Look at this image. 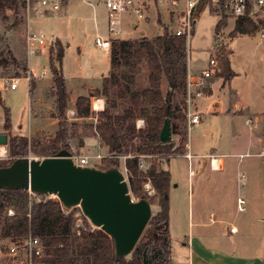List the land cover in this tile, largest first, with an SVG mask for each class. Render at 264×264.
Instances as JSON below:
<instances>
[{"label":"rangeland","instance_id":"1","mask_svg":"<svg viewBox=\"0 0 264 264\" xmlns=\"http://www.w3.org/2000/svg\"><path fill=\"white\" fill-rule=\"evenodd\" d=\"M92 3L93 8L81 0H67L61 3L59 10L52 8L53 2L39 4L32 9L30 16L27 15L28 6L31 9L38 1L26 2V7H20L17 14L10 9L0 11V56L4 55L1 51L10 50L18 61L26 63L28 69L26 76L32 77L37 83L35 90L37 94L41 93L43 84L50 83L52 77L48 60L42 54L43 50L27 53L26 38L29 34L41 35L46 47L55 40L63 44L62 75L68 85L78 80L83 82L84 90L88 88L86 85H98V88H101L99 82L101 76H108L110 61L108 51L95 45V38L97 35L105 39L110 38V41L116 38L107 30L108 10L101 1L94 0ZM221 16L219 11L215 12L209 7L196 20L187 41V65L191 74L197 75L207 67L212 55L218 57V53L214 52V39L216 34H219L221 45L218 50L222 48L229 57L235 76L229 82L212 76L208 80L215 83L212 86V94L204 93L192 98L190 111L200 117V122L196 126H189L185 94L181 96L178 99L179 108L185 119L177 122L179 129L175 133L171 130L170 141L173 149L178 150V154L170 156L168 160L164 156H153L152 159H148L149 163L155 161L159 168L170 174L169 234L173 264H187L188 253L181 244L187 241L188 237L197 238L200 235H214L215 241L219 242L216 248L225 254L241 258L264 257V52L258 34H254L253 37L233 38L231 35L233 22L227 16L225 26L216 32L215 27ZM158 18L163 24L169 23L172 27H178L180 24L175 17L171 23L167 21V14H159ZM160 31L161 28L157 26L153 14L149 25L138 22V27L133 30L131 27L126 28L125 24L122 34L117 39L134 40L133 38L141 33L152 37ZM145 68L142 64L137 74L136 90H142L147 86ZM11 72L10 69L0 68V134H6L8 139L13 136L27 137L32 144V150H39L51 141L57 129L54 99L48 92L37 104L34 96L32 110L34 109L33 113H37L35 118L45 116L47 119L39 121L37 132L34 131L36 130L34 125L38 121L33 119L30 130L28 125L31 109L30 83L23 76L10 79ZM43 72L45 76L42 75ZM12 83L16 86L15 90L10 88ZM162 90L163 93L166 92L165 83ZM94 91L90 89L88 94L91 95ZM235 103H241V110H236ZM4 107L10 111L11 133L3 129ZM72 108L74 109V106L69 104L66 119L68 123L75 125L77 134L69 143L72 155L81 156L79 147L83 145L82 138L95 136L93 129L95 117L77 119L75 113L72 115L70 112ZM247 119L253 122L249 126L246 124ZM28 131H31L30 134ZM185 142L191 144L194 155L238 153L245 156L241 159L236 156L225 158V170L218 173L203 166L197 168L195 159L193 163H188L181 155L184 153ZM88 146L91 154L98 152L97 141L90 142ZM5 149L6 153L0 156V159H7V146ZM101 153L104 154V149ZM35 159L45 161L50 158L36 156L32 151L25 159L18 160L17 164L21 165ZM123 159H120L119 167L113 171L120 175L127 186L128 195L131 196ZM96 163L92 161L87 168H100L102 162ZM149 163L143 170L148 168ZM2 179L0 177V183L3 182ZM143 185V193L147 197H153L155 193L147 195ZM199 191L203 194L201 201L198 199ZM42 194L57 199L49 192ZM217 196H220V200L226 205L224 215L221 216L212 214L218 207ZM238 198L244 200L243 212L237 208ZM149 206L151 218L158 208L155 202ZM70 208L77 210L75 213L77 226H82V216H85L91 228H97L77 204H72ZM222 218L226 224L218 222ZM214 219L216 221H213ZM202 222L205 224L203 228L194 225ZM230 224L238 229L237 235H229ZM226 245L228 247H225ZM11 246L9 239H0V264H21L22 260L10 254Z\"/></svg>","mask_w":264,"mask_h":264},{"label":"trees","instance_id":"2","mask_svg":"<svg viewBox=\"0 0 264 264\" xmlns=\"http://www.w3.org/2000/svg\"><path fill=\"white\" fill-rule=\"evenodd\" d=\"M25 8V1L0 0V11L10 9L14 14L19 8ZM207 2H201L194 11V24L199 16L209 8ZM172 17V16H171ZM170 17V23L173 18ZM227 17L222 14L215 30L225 26ZM157 24L161 28L153 38L111 41L109 51L110 72L102 80L101 88L89 96H79L74 103L77 119L91 116L90 97H103L105 107L95 118L94 134L107 148L108 157L101 162L98 171H113L124 160L130 194L139 201L156 203L158 208L149 218L135 246L128 255H121L115 248L113 238L99 228H91L85 216L82 226L76 224V209L61 206L57 200L43 196L41 191L29 194L22 185L0 184V239H9L18 245L29 238H38L44 247V264H170L169 234V187L170 174L161 170L155 161L145 170L139 168V159L143 156H170L178 154L172 144L161 143L159 133L164 120H170L172 133L179 126L177 122L185 119L180 112L178 99L185 94L187 74V39L175 36L173 27L163 24L160 18ZM193 24V27H194ZM262 29L264 21L258 24L248 18H239L231 32L236 35H248ZM193 31V28H192ZM191 31V33H192ZM0 68L10 69V79L27 78V65L18 61L10 50L1 51ZM64 46L55 40L48 50V67L53 87L50 97L54 99L57 130L51 141L39 150H32L27 137H9L7 159H0V171L8 170L18 161L25 159L33 151L34 155L52 158L60 151L73 154L70 139L77 131L74 124L68 123L66 112L69 108V94L62 75ZM218 72L213 78H222L229 82L234 77L230 60L221 48L218 52ZM142 64L147 71V86L136 90L137 74ZM5 78V77H2ZM29 93H33L35 83L29 77ZM165 83L166 92L163 93ZM183 111V110H182ZM138 120L143 121L141 128L136 127ZM11 128L10 111L4 107V131ZM71 132L69 133V130ZM81 147V145H80ZM149 181L154 190L153 197H147L142 185ZM12 211L13 215L8 212Z\"/></svg>","mask_w":264,"mask_h":264},{"label":"water","instance_id":"3","mask_svg":"<svg viewBox=\"0 0 264 264\" xmlns=\"http://www.w3.org/2000/svg\"><path fill=\"white\" fill-rule=\"evenodd\" d=\"M161 143L171 141V124L165 119L159 133ZM8 137L0 134V146ZM71 153L60 151L45 161H29L0 171V184L22 185L34 191L55 195L65 207L79 204L94 225L110 235L116 250L128 255L150 218V206L142 200L131 203L126 184L114 171L101 172L75 167ZM92 223V224H93Z\"/></svg>","mask_w":264,"mask_h":264},{"label":"built area","instance_id":"4","mask_svg":"<svg viewBox=\"0 0 264 264\" xmlns=\"http://www.w3.org/2000/svg\"><path fill=\"white\" fill-rule=\"evenodd\" d=\"M29 2L30 0H16ZM53 2L52 8L58 10L61 3L65 0H51ZM82 2L93 7L92 1L94 0H81ZM103 3L105 8L108 10V32L115 38L122 34V16L133 15L137 20H145L148 18L150 11L164 12L167 15L175 16L178 21H180L178 27H173V34L175 36H184L187 41L191 36V31L194 24V11L197 5L201 2H207L208 5L222 13L223 15L233 18H250L255 14L256 10L264 8V0H98ZM113 37V38H114ZM221 36L216 34L214 39V52H219V47L221 45ZM27 53L37 52L40 49L46 47V42L40 35L29 34L26 38ZM95 45L104 51H109L111 48L110 39L102 38L97 35L95 38ZM213 56V57H212ZM209 58L207 67L202 70L199 74L193 75L187 71L186 74V87H185V106L188 110L186 117L188 118L189 126H196L200 122V117L198 114L190 111L191 101L193 97H199L203 94V90L208 84V80L218 72V59L216 55H212ZM45 75V72L42 73ZM29 79V78H27ZM15 84L12 83L10 88L15 89ZM98 102V105H95ZM101 103V104H100ZM104 107L100 99L96 98L90 105V110L95 116L103 111ZM73 115L74 112H71ZM96 122V118L94 119ZM253 122L247 119L246 124L249 126ZM143 126V121L138 120L136 122V127L141 128ZM98 138V137H97ZM98 152L94 153L92 156H73L71 155L70 160L75 167L87 168L88 165L93 162H101L104 158L108 157L107 154H102L101 150L105 147L98 138ZM184 157L190 161L192 155L187 152ZM149 156H143L139 159V168L143 169L146 165L145 160L149 159ZM35 161H38L35 159ZM41 162V161H39ZM209 167L213 171H219L222 169V162L219 157L211 155L209 156ZM126 171V170H125ZM144 189L147 195L154 194V190L150 185L149 181L144 183ZM29 194L35 196L34 192L28 189ZM132 196V195H131ZM130 196L131 203H136V199ZM53 197H56L53 195ZM52 199L51 197H49ZM54 200V198H53ZM63 208H67L64 204L57 198L56 199ZM80 208V205L77 204ZM237 208L240 212L245 211L244 200H237ZM9 215H13L12 211L8 212ZM230 233H236V227H230ZM10 254L16 257L18 260H22L21 264H44V247L38 238H29L28 240L12 246L9 249ZM187 264H190L189 262Z\"/></svg>","mask_w":264,"mask_h":264},{"label":"crops","instance_id":"5","mask_svg":"<svg viewBox=\"0 0 264 264\" xmlns=\"http://www.w3.org/2000/svg\"><path fill=\"white\" fill-rule=\"evenodd\" d=\"M33 1H38V4H33L31 6V9H29V6H28V11H27V15L28 16L31 15V11L36 5H39V4L45 5L47 3L49 4V3L52 2L51 0H30L29 2H33ZM65 1H67V0H65ZM59 9H60V6H59L58 10ZM213 10L215 12L217 11L215 9H213ZM153 14H155L156 24H157V19H158L159 14H164L165 15L166 13L150 11V13L148 14V18L145 19V20H137V19H135V17L133 15H129V14L128 15H124V16H122L121 27L123 29L124 25L126 24V28L127 27H129V28L131 27L134 30V29H136L138 27V22H141V23H143L145 25H149L150 24V20H151V16ZM221 15H222V13H221ZM171 16L172 15H170V16L168 15L167 21L170 22V17ZM174 17H171V18L174 19ZM248 19H251L256 24H258L259 21H264V8L256 10L255 14L252 15V17H250ZM231 21L233 22V27L231 29V32H232L234 27H235V22L237 21V19L231 18ZM157 26H158V24H157ZM254 34L255 35H257V34L259 35V39H260V42H261L260 46H262V52H264V32H263L262 29H259L256 32L248 34V35H236L233 38H235L237 36H248V37L252 36L253 37ZM156 35H158V34H156ZM155 36L149 37V36H145L144 34L141 33V35H139L138 37L133 38V39L135 40V39H140V38H143V37L153 38ZM120 38H122V37H120ZM108 39H110V38H108ZM52 42H54V41H52ZM51 44H50V46H51ZM50 46H47V47L39 50V51L43 50L42 54L46 56L47 60H48V50H49ZM108 56H109V51H108ZM63 58H64V54H63ZM63 58H62V68H63ZM230 65H231V62H230ZM187 71L190 72V69H189L188 65H187ZM43 76H45V75H43ZM103 78L104 77L101 76L99 85L102 84ZM25 80L28 82L27 78ZM65 82H66V87H67V91H68V94H69V104L72 105V106H74V103H75L76 99L79 96H89L88 90H90V89H93V90L100 89V88H98L99 87L98 85L97 86H92V85L88 86V85H86L88 88L86 90H84L83 87H82V85H84L83 82L78 81V80H76L75 82H73L70 85L67 84L66 80H65ZM34 83H35V87H34L32 95L30 96L31 97L30 98V101H31L30 102V107H31V109H30V114H29V119H28V125H29L30 130H31V121L33 119H34V121H38L34 125L35 129H36L34 131L37 132L39 130L38 126H40V122L43 121V120H46L47 118L45 116H42V117L39 116L38 119L35 118V115L37 113H33L34 109L32 110V103H34V100H35L34 96H36V102H37V104H39L40 100L42 99L44 94L47 95L48 92H50V90L52 89L53 81L51 79L50 83H47V85L43 84L42 91H41L40 94H37L35 92L36 87H37V83L36 82H34ZM213 84H215V83H211V81H208V84H207L206 88L203 90V94L207 93V94L211 95L212 94V86H213ZM15 89H13V90H15ZM81 94H84V95H81ZM96 98L100 99L102 104H103V107H105V100H104L103 97H90V105L94 101V99H96ZM241 106H242L241 103H235V108H236L237 111L241 110ZM35 109H36V106H35ZM70 112H74V109L72 108V110ZM92 116L95 117L94 113L91 114V118H93ZM90 120L94 121L93 119H90ZM8 132L11 133V128H10V130ZM28 132L30 134L31 131H28ZM82 139H83L82 140L83 141V145L81 147H79V152H80L81 156H92L93 153L91 154V151H89L88 144L90 142H92V141H94V142L97 141L99 143V140H98L97 136L88 137V138H82ZM103 149H104V154H106L107 153V148L104 147ZM187 152H189L192 155V159L190 161H188V163H190V162L193 163V160L195 159L196 160L195 163H196L197 168L203 166L205 168L207 167L208 170H210V171H213V170H211L210 167H209V156L214 155V156L219 157L220 161L222 162V169L219 170V171H214V172H218V173H222L225 170V165H226L225 160H224L225 158L230 157V156H236L239 159H241L242 157L244 158V156H245L244 154H238V153H234V154L233 153H228V154H220V155H215V154H212V153H210V154H202V153L198 154L197 153V155L196 154L194 155V154H192V146H191V144H188L187 142H185L184 153L183 154L180 153V154L184 157V154H186ZM124 160H125V158L123 159V166H124ZM81 168L83 169V167H81ZM86 169H90V168H86ZM160 169L164 170L162 168H160ZM91 170L98 171L97 169H91ZM198 199L200 201L203 199V194H202L201 191L198 192ZM216 199L219 200L218 207H217V210L212 211V214H216L218 216L224 215V211L226 210V208H225L226 205L220 200V196H217ZM169 204H170V187H169ZM201 213H202V211H201ZM169 221H170V216H169ZM213 221H216V220L214 219ZM218 222L222 223V224H226L227 223L226 221L223 220V218L219 219ZM194 225H196L197 228H203V226L205 224L202 222V223H196ZM169 226H170V224H169ZM231 226H234V225L230 224L229 229H230ZM236 230H237L236 233H230V230H229V235H231V236L237 235L239 233V231H238L237 228H236ZM215 240H216V238H215L214 235H209V236L200 235L197 238L188 237L187 241H183V243L181 245H182V247L186 248L187 253H188L187 259H186L187 263L189 262L190 264H264V257L241 258V257L235 256V255H229V254H225L223 252H220L216 248V244L219 243V242L215 241ZM225 247H228V245H226ZM170 258H171V253H170ZM171 263L173 264L172 259H171Z\"/></svg>","mask_w":264,"mask_h":264},{"label":"bare ground","instance_id":"6","mask_svg":"<svg viewBox=\"0 0 264 264\" xmlns=\"http://www.w3.org/2000/svg\"><path fill=\"white\" fill-rule=\"evenodd\" d=\"M95 105H98V102H95ZM6 153V149L3 146H0V156H4Z\"/></svg>","mask_w":264,"mask_h":264}]
</instances>
